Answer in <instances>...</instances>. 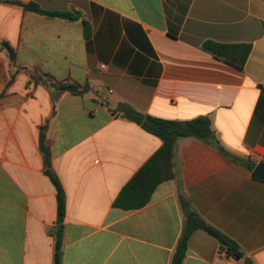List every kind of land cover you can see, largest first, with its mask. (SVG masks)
Returning a JSON list of instances; mask_svg holds the SVG:
<instances>
[{"label": "crops", "instance_id": "1", "mask_svg": "<svg viewBox=\"0 0 264 264\" xmlns=\"http://www.w3.org/2000/svg\"><path fill=\"white\" fill-rule=\"evenodd\" d=\"M5 41L16 58L0 49V264H54L57 191L40 149L44 127L67 198L62 264H171L187 219L181 196L264 264V181L239 162L264 157V0H0V48ZM208 41L250 44L244 68L205 51ZM36 68L90 91L36 85ZM120 103L166 120L207 117L224 152L183 139L176 179L141 209L114 207L162 145L116 116ZM222 246L196 230L184 264H244Z\"/></svg>", "mask_w": 264, "mask_h": 264}, {"label": "trees", "instance_id": "2", "mask_svg": "<svg viewBox=\"0 0 264 264\" xmlns=\"http://www.w3.org/2000/svg\"><path fill=\"white\" fill-rule=\"evenodd\" d=\"M8 3L19 5L26 11H33L49 18L79 19L78 16L71 13L43 10L33 2L24 4L8 1ZM82 23L85 38L89 40L92 37V28L85 19H83ZM0 49H5L9 58L12 61L15 60L16 51L8 42H3ZM203 49L214 57L238 69H243L251 53L252 46L250 44H220L208 41L203 45ZM29 75L31 81L36 85L41 84L48 88H54L59 94L69 92L73 95L82 96L90 91L89 85H81L69 80L65 82L56 81L50 74L42 71L41 68L30 71ZM113 113L118 117L138 124L146 132L158 137L162 141L161 147L134 174L115 199L114 207L125 211L143 208L151 201L154 191L160 184L178 177L175 149L181 140L187 138L198 139L217 146L224 152L207 117H199L187 121L166 120L143 114L127 103H120ZM41 130L40 149L44 156L45 172L50 176L57 191V221L55 228L51 231L55 238L54 264H62L63 229L67 211V198L61 181L52 170V152L46 142V127ZM239 162L244 164L250 171H253L255 167L249 160H239ZM181 202L186 211L187 219L171 264H184L190 237L196 230L200 229L206 231L221 244L228 247L232 251V255L239 257V259H244V264H254L249 258H244V254L236 242L209 225L197 212L192 210L185 197L181 196Z\"/></svg>", "mask_w": 264, "mask_h": 264}, {"label": "water", "instance_id": "3", "mask_svg": "<svg viewBox=\"0 0 264 264\" xmlns=\"http://www.w3.org/2000/svg\"><path fill=\"white\" fill-rule=\"evenodd\" d=\"M252 177L256 180L264 181V162H260L254 167ZM221 251L232 253V251L224 245L221 247ZM236 259L238 260L239 257H236Z\"/></svg>", "mask_w": 264, "mask_h": 264}, {"label": "built area", "instance_id": "4", "mask_svg": "<svg viewBox=\"0 0 264 264\" xmlns=\"http://www.w3.org/2000/svg\"><path fill=\"white\" fill-rule=\"evenodd\" d=\"M258 163L264 162V157L260 154L257 156Z\"/></svg>", "mask_w": 264, "mask_h": 264}]
</instances>
